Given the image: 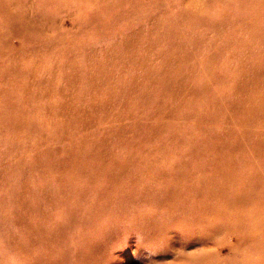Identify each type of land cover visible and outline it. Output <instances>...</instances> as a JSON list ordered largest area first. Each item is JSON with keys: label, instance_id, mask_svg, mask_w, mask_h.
I'll return each instance as SVG.
<instances>
[{"label": "rangeland", "instance_id": "1", "mask_svg": "<svg viewBox=\"0 0 264 264\" xmlns=\"http://www.w3.org/2000/svg\"><path fill=\"white\" fill-rule=\"evenodd\" d=\"M0 264H264V0H0Z\"/></svg>", "mask_w": 264, "mask_h": 264}]
</instances>
